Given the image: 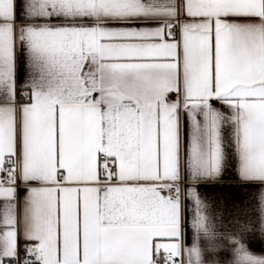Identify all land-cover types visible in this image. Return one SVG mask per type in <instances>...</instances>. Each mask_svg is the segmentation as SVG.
Listing matches in <instances>:
<instances>
[{"label":"snow or ice","instance_id":"obj_1","mask_svg":"<svg viewBox=\"0 0 264 264\" xmlns=\"http://www.w3.org/2000/svg\"><path fill=\"white\" fill-rule=\"evenodd\" d=\"M0 264H264V0H0Z\"/></svg>","mask_w":264,"mask_h":264}]
</instances>
